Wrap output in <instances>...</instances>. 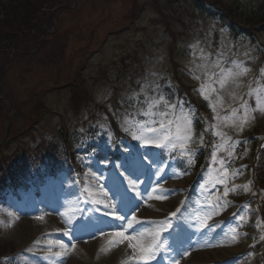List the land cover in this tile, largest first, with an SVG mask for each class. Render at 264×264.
Here are the masks:
<instances>
[{
  "label": "rangeland",
  "instance_id": "374dc122",
  "mask_svg": "<svg viewBox=\"0 0 264 264\" xmlns=\"http://www.w3.org/2000/svg\"><path fill=\"white\" fill-rule=\"evenodd\" d=\"M6 1L0 0L2 3ZM72 1L73 4L70 6H74L65 8L59 15L60 21L54 20L51 24L52 29L49 30L54 31L56 29L59 37L65 30L71 31L68 36L67 47L63 53L71 54L77 50L80 51L88 43H90L89 53H94L90 55L82 67L80 66L82 65L83 55L81 56L76 53L64 57V60L62 59L57 66L38 64L41 58V56H38L35 58L32 57L26 62V66L23 67V72H15V69L12 67L9 69L12 71L11 76H9L11 81L9 88L12 89V92L17 98H20L22 101H27L24 106L26 111L14 120L16 121L14 125L22 124V126H19V131L28 129L27 127L30 125L29 112L35 117L33 115L34 111L40 104L42 108H40L41 110L39 109L41 117L35 120L32 127L22 133L18 138H13L9 146L5 150L0 151L1 163H7L6 158H11L13 155H16L19 150H24L25 153H33L37 147L43 144L47 146V141L50 138L60 139L62 137L61 123L68 122L73 127L85 125L83 130L80 131L79 136H72L71 146L79 147L84 145L85 141L104 144L106 133L113 132L111 128L112 119H116L120 127L121 121L125 116L129 118L134 116L138 120L147 121L149 117L144 116L143 112L139 111V109H146L147 107L145 103L147 97L141 92V89L148 82H155L159 85L158 89H148V97L164 95L170 103L176 104L178 109L181 106L185 108L184 105L180 106L179 104V102H183L178 92V81H182L181 77H177V73L175 72L178 70L179 74H183L184 78L188 81L187 85L198 86L195 89V93L207 105L205 114L197 107L192 106V112L195 114L194 129L197 138L200 134H203L204 144L211 142L214 145L218 142L219 138L212 134L213 130L209 129L208 125L216 122L215 114L209 107L208 102L198 91L201 81L196 80L193 76L194 62L200 63L199 53L192 47L197 43L201 48L211 53L210 59L213 61L223 51L225 54L223 66L225 68L231 67L233 60H239L243 61L245 66L251 69L243 77L245 87L239 90L241 94L248 91L247 85L249 84L253 88L264 84V80L260 77V70L264 68V31L258 32V38L241 37L238 40H234L227 31L223 30V27L220 28L213 23V30L210 23L200 22L198 30H196V34L191 40L182 41L183 38L188 37V32L177 30L178 25L174 23L171 15L170 27L178 37L177 45L178 47L181 45L187 49L185 55H183L185 57L179 59V66L175 68L170 61L169 44L173 39L172 34L168 33L165 21L159 15L157 7L151 0H140L142 3H145V6L137 16L131 29L125 30L123 27L124 30L122 32H120V29L109 34L106 32L107 29L116 28L121 25L117 24L116 19L120 16L123 18L126 17L130 8L128 7L129 0H127V6L124 0H109V4L106 3V0H97L99 7H101L99 11L102 13V23L96 26L91 24V34L88 29L87 35L79 34L78 37L75 36L73 38L72 33L78 31L77 24L81 19L82 13L90 5L92 6L95 0ZM241 3L253 9V12H257L262 5L264 9V0H241ZM105 6L109 8L107 11L103 9ZM240 7L244 8V6ZM159 9L162 10V6ZM90 14H92L90 18L88 15H84L83 21L90 19L94 23L100 18L99 13L95 10ZM106 15L109 16L105 17ZM43 30L45 32L47 31L44 27ZM93 33L94 39H91ZM42 37L43 35L41 37L37 36L36 40L40 41L43 39ZM103 37H106L103 39L105 41L98 44V41H101ZM76 40H78L77 44L75 43ZM221 40L225 44L223 49H221ZM61 42L64 41L61 40ZM245 53H248V55H245ZM23 62L25 61H22L20 64ZM79 69H81V74L79 78H75V72ZM138 69H143L144 71L138 72ZM57 78L62 82L60 80L55 81ZM71 79L75 82L74 85L65 86L64 84L71 81ZM202 79H204L203 76ZM167 85H174L173 87L177 95L176 99L170 100L172 92L165 90ZM73 88L75 90L78 88L77 91L82 94L86 91L85 95L90 101L86 102L80 99L79 106H76L74 104L75 102L72 101V97L76 92ZM45 90L46 92H44ZM31 94L34 95L35 101L38 102L33 106L32 111V104L29 100ZM135 94H139L138 99L135 98ZM3 96H5L4 93ZM244 99L252 107H255L254 96L249 97L245 95ZM89 105L90 108H86L83 111L80 110ZM100 105L106 108H100ZM84 112H86V116H83ZM229 112L230 109L221 110V115H227ZM15 115V111L10 103L3 100L2 94H0V135L3 133V125L7 131L10 117H14ZM254 115L256 117L255 120L251 121L243 132H238L232 127L223 128V131L231 136L233 140L241 142L236 147L235 155L237 158L228 159L227 161L230 171L231 169H241V174L236 176L233 182L235 184H245L251 181L252 191L246 194L243 192L230 193L227 199L232 203L223 209L221 214L213 217L209 222L210 230L204 229L203 231H197L196 228L186 229L181 225L182 216L178 215L173 220L175 227L171 230V234L166 232L162 237L169 245V254H166V251H162L158 254L157 258L163 261H171L170 252L175 251L178 253L182 251L183 254L176 257L177 259L175 260H180L181 262L179 264H264V241L259 240L261 234L258 237L253 235L255 232L261 230L255 227V223L259 219V212L256 214L250 212L248 222L242 227H238L239 216L247 211V209L244 208V205L242 206L236 202V199L239 198V201H245V204L250 203L251 208H257L256 201L249 199L252 196V192H257L254 174L255 169H253L250 162L253 152L251 144L253 142L246 144L248 145L247 147L240 146L243 144L244 135L252 131L254 127L261 126L264 128V114L256 112ZM83 117H87L86 121L81 119ZM197 119H201V125L203 124L202 119L205 120V131H198ZM91 128L94 132L90 136L87 133ZM13 132L14 127L11 133ZM5 136L6 134L0 140L4 139ZM112 136L114 139L113 133ZM123 144L126 143L123 142ZM200 146V144L192 145L196 149V152ZM29 150L30 152H28ZM143 150L142 148L141 151ZM152 150L158 153L154 147ZM112 151H116V149L113 148L110 152ZM110 152L107 153L108 156ZM219 155L221 158H226L223 152ZM94 156L95 163L92 162L93 159H90V157L86 158V163L88 164L87 170L91 167L97 175L102 174L103 178L100 183L111 194V176L113 169L109 166L110 163L104 164L99 162L103 159L104 153L97 152L96 149ZM172 161V168H170V163L164 164L159 159L157 164L161 166L163 164L167 165L164 175L170 178L166 182H162L163 187L177 189L178 191L173 193L166 201L152 200L148 201L147 205L142 204L139 211L141 218H163L169 212L174 211L176 207H179L184 198L186 194L184 187L192 180L193 174L186 173L179 178H171L174 171H182L174 164V160ZM102 167L105 168L102 169ZM214 167H218V165H213L212 159H210L208 168L202 172L203 177L201 182L195 189H192L187 199L191 210H199L204 206L205 193L203 186L206 184L209 172ZM120 170L122 171V169ZM62 177L57 187L59 192H49L46 186L44 189L46 194L43 197L38 198L30 194L24 197L19 204L13 195L9 194L7 196V204L0 206V221L3 222L0 223V243L6 249V252L2 254L3 256H0V264H121L122 260L127 259L132 254V250L125 245L114 247L111 251L101 252L100 249L104 248L107 244L106 239L101 236V233L93 230L95 231V235L88 236L90 235L89 232L80 230L77 226L79 222L87 220L89 216L87 211L83 214L77 213V220L71 226L65 224L66 218L62 213L67 211L69 207L67 201L72 198L69 196L68 190V184L72 179L68 178L67 175ZM140 179L144 181L140 185L141 192L146 185L153 182V179H155L153 185L156 182L155 177L149 179L146 176H141ZM54 185L57 186V184ZM222 190V185H217L215 189L209 186L208 193L214 194L216 191L222 192ZM72 191H78V189H72ZM261 191H264V189H261ZM143 194L147 195L145 193ZM47 202L49 205L58 204L55 206L57 208L49 211L47 209ZM81 207L85 206L81 205ZM87 207L91 206L89 205ZM20 208L23 210L29 209L32 213H24ZM17 216L19 219L15 221L14 226L8 227V222ZM38 216H44V219H36ZM118 223L120 222H114L113 226ZM65 228L72 229L71 236L64 235L63 230ZM232 228H237L242 235L237 242L229 243L226 234ZM109 230L111 228L105 229V231ZM204 233H207V235L205 236ZM73 236L75 240L72 239ZM33 238H38L37 240L41 241L40 245L34 246V241L36 240H32ZM258 240L259 242H257ZM47 241H62L68 245L75 243L76 248L64 257H45L44 252L48 247ZM251 241L255 245V248L251 247L253 245ZM29 242L30 244H28ZM8 245H12V247L8 248ZM123 247L127 251L124 256L120 253ZM29 248L32 250L29 251ZM58 250V248H53V251ZM253 251L256 253L254 256L250 255ZM150 263L156 264L155 261H149L148 264ZM133 264H143V262L134 261Z\"/></svg>",
  "mask_w": 264,
  "mask_h": 264
},
{
  "label": "snow or ice",
  "instance_id": "6c2138e0",
  "mask_svg": "<svg viewBox=\"0 0 264 264\" xmlns=\"http://www.w3.org/2000/svg\"><path fill=\"white\" fill-rule=\"evenodd\" d=\"M224 46V41L221 40V49ZM192 47L198 51L200 60V63L194 62L193 67L194 78L201 81L198 91L215 114L216 122L210 123L208 127L213 130L212 134L219 138L218 142L213 145L214 151L211 153L213 165H218V167H214L209 172L206 184L203 186L204 206L184 217L188 227L195 226L197 231H203L204 229L210 230L209 222L213 217L221 214L222 210L232 203L227 199L230 193L243 192L246 194L252 191L251 181L245 184L233 182L235 177L241 174V169H231L230 171L227 161L237 158L236 147L241 142L233 140L223 131V128L232 127L238 132H243L245 127L255 120L256 112L264 114V84L256 88L249 84L247 85L248 91L241 94L239 90L245 87L243 77L251 71L243 61L233 60L232 66L225 68L223 66L225 56L223 51L213 61L210 59L211 53L201 48L198 43ZM260 77L264 80V68L260 70ZM149 88L155 90L159 88V85L155 82H148L141 89V92L147 97L145 101L147 107L139 109V111H142L143 115L149 119L143 121L134 116L131 118L125 116L121 121L122 130L131 137L134 143L123 144L122 141H114L112 133L108 132L105 143L97 145V152L104 153L103 159L99 162L113 164L111 194L100 183L103 178L102 174L97 175L89 167L83 174H77V178H73L68 184L69 196L72 198L67 201L69 205L67 211L62 213L66 218L65 224L71 226L77 220V213L83 214L87 211L89 213L87 220L79 222L77 226L80 230L87 231L93 236L95 231L101 233V236L107 241L106 246L100 249L101 252L111 251L114 247L121 245L131 249L132 254L122 260L121 264H133L134 261L148 264L149 261L157 258L160 252L167 251L169 245L162 238L163 234L166 232L171 234V230L175 227L174 218H177L178 215L182 216L181 210L185 207L182 203L174 211L159 219H143L139 215L142 204L147 205L148 201L152 200L166 201L178 191L163 187L162 181L166 182L170 178L164 175L167 165L157 164L160 154L153 151L152 148L167 150L170 155L176 153L182 163L190 168L195 165L197 155L196 149L192 145H204L203 134L197 138L194 129L195 114L182 106L178 109L177 105L170 103L164 95L148 97ZM245 95L255 97V107H252L244 99ZM135 98L138 99L139 94H135ZM227 109H230V112L227 115H221V110ZM132 145L136 146L135 150ZM113 148L121 151L123 155V162L120 165L110 161L107 155ZM142 148L143 151H141ZM222 152L225 153L227 159L220 157L219 154ZM185 174L186 170L174 171L171 178H179ZM141 176H146L149 179L156 178L155 184L149 185L151 190L145 189L147 195L140 191V185L144 183L140 179ZM217 185L223 186L222 192L216 191L214 194H209V186L215 189ZM72 189H78V191H72ZM252 195L264 198V191L259 194L252 192ZM81 205L85 207H81ZM89 205L91 207H87ZM244 208L247 211L239 216L238 227H242L248 222L250 212L252 214L259 212V207L253 209L250 203L245 204ZM18 219V216L15 217L8 222L7 226H14ZM36 219L43 220L44 216H38ZM113 222L120 223L113 226ZM0 223L3 222L0 221ZM105 227L111 228V230L105 231ZM255 227L264 233V221L258 219ZM63 232L64 235H72L71 228H65ZM204 235L206 236L207 233ZM226 235L229 243H232L237 242L242 233L237 228H232ZM72 239L75 240V237L73 236ZM259 240L264 241V234L259 236ZM40 243V240H36L34 246H38ZM47 245L44 252L45 257H64L76 248L75 243L68 245L62 241H47ZM54 247L59 250L53 251ZM251 247L255 248V245L253 244ZM250 255L254 256L256 253L253 251ZM174 264H179V261H174Z\"/></svg>",
  "mask_w": 264,
  "mask_h": 264
},
{
  "label": "trees",
  "instance_id": "16d2710c",
  "mask_svg": "<svg viewBox=\"0 0 264 264\" xmlns=\"http://www.w3.org/2000/svg\"><path fill=\"white\" fill-rule=\"evenodd\" d=\"M70 0H11L8 4L4 5L5 15L1 18L0 15V49L5 51L9 50L13 46H19V42L24 45L22 48L24 51H31V47H28V43L25 42L28 38L31 39L30 30L32 27L40 22H52L50 13H46L44 9L52 8L57 5H63ZM126 6L128 1L124 0ZM69 4V3H68ZM69 6V5H66ZM129 11L125 17L126 20H135L138 14L142 11V5L139 0H129ZM63 8L54 15V17L60 21V12ZM50 12V11H49ZM229 12L232 14V9L229 8ZM3 13V14H4ZM48 15V16H47ZM43 29L39 28L37 32H42ZM20 33V34H17ZM22 34V37H19ZM24 36V37H23ZM58 41V43H60ZM61 45V44H60ZM59 47V46H58ZM63 48L59 51L57 47H54L50 51L49 60L53 62L60 58V53L63 52ZM6 52V51H5ZM29 58V57H22ZM7 59L4 55L2 60ZM4 249V248H3Z\"/></svg>",
  "mask_w": 264,
  "mask_h": 264
},
{
  "label": "bare ground",
  "instance_id": "6f19581e",
  "mask_svg": "<svg viewBox=\"0 0 264 264\" xmlns=\"http://www.w3.org/2000/svg\"><path fill=\"white\" fill-rule=\"evenodd\" d=\"M125 254H126V252H125V250L123 249V250L121 251V255L124 256Z\"/></svg>",
  "mask_w": 264,
  "mask_h": 264
}]
</instances>
